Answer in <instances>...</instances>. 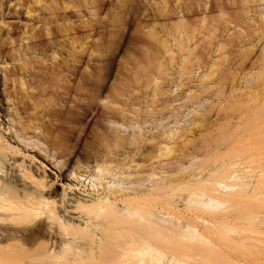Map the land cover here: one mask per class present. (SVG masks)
<instances>
[{"label": "bare ground", "instance_id": "obj_1", "mask_svg": "<svg viewBox=\"0 0 264 264\" xmlns=\"http://www.w3.org/2000/svg\"><path fill=\"white\" fill-rule=\"evenodd\" d=\"M261 1L226 0L238 6L237 14L252 16L247 21L257 27L254 32L264 31V18L254 9ZM224 3L0 0V264H264V217L251 209L264 199V77L259 79L264 69L258 70L259 77L250 74L241 79L248 84L255 78L259 83L237 90L228 83L230 70L223 73L220 68L226 64L221 43L216 51L207 52L211 59L220 51L221 57L216 56L222 59L208 58L206 64L193 58V48L183 44L184 36L194 35V30L188 33L185 17L198 10L203 13L207 4L223 14ZM139 16L150 21L146 34L162 50L154 49L135 64L134 83L152 87V97L160 93L161 62L170 54L171 63L175 53L153 32L158 24L155 31L160 28L171 38L177 33L183 42L175 38L177 34L172 38L180 43L174 45L181 54L179 77L194 79L195 72L202 70L197 85L213 90L217 103L192 115L198 138H192L195 133L186 137L188 128L163 130L156 142L146 137L138 141L133 133L132 140L123 143L117 136L86 157L88 152L82 165L84 159L74 154L76 143L71 144V134L64 136V127L73 125L70 116L76 101H107L99 90L103 78L96 72L107 65L93 66L89 48L97 45L94 39L101 29L123 32L130 22L142 23ZM235 16L240 19L237 23L242 21L243 16ZM247 39L233 45H248L239 50V62L247 61V55L263 45L262 57L256 61L264 63L262 37L256 42L259 45ZM84 54L90 56L87 63H82ZM256 61L250 65H257ZM189 95L191 100L197 98L191 91ZM110 103L107 123H121L125 129H138L153 115V110L144 116L126 113L115 97ZM222 110L225 122L217 118ZM68 129L72 133V127ZM213 130L218 134L211 138ZM176 134L184 138L177 152L189 146L190 153L176 155L167 141ZM187 138L192 143L185 142ZM197 139L203 146L196 144ZM127 145L131 146L128 152L115 151ZM28 148H37L59 167ZM63 167L67 176L60 174ZM60 177L66 185L58 193Z\"/></svg>", "mask_w": 264, "mask_h": 264}, {"label": "rangeland", "instance_id": "obj_2", "mask_svg": "<svg viewBox=\"0 0 264 264\" xmlns=\"http://www.w3.org/2000/svg\"><path fill=\"white\" fill-rule=\"evenodd\" d=\"M168 1H169V3H174V0H168ZM208 1L210 4H213L214 1H217V0H208ZM224 4H225V7H224L223 14L216 11L209 4H207V7H206V9H204L203 13L198 10L194 14H188L184 20L187 23V25L189 24L188 25L189 26V32L188 31L187 32L190 33L194 30L193 31L194 35L189 34L188 36H184V34H183L184 37H187L189 39V40H186L187 38H185V40H184V38H183L184 43L180 40V36L178 37L177 33H175V34L171 33V34H172L173 39H174L173 36H175L177 34V37H175V38L177 40H180V43L181 42L183 44L186 43L191 49L193 48L194 55H196V56H194L193 52H192V55H193L192 57L193 58L197 57L196 59L199 58L202 62L206 61V62H204L205 64L207 62H210L212 59H214L216 57H217L218 61H220L222 59V58H220L221 57L220 51L217 54L216 53L212 54V56L214 55V57H212L211 59L209 58L210 56L208 54L209 51H212V52H213V50L216 51V49H217L216 46H218L221 43L222 45L220 44V46H222V47L224 46L225 47L224 49L226 50V51L223 49H222L223 51L221 50V53L224 52V53H222V56L224 54L223 59L226 57L225 60H222V61H224V63H226V64H223V62L221 61L223 64L222 65L223 67L220 66V68L223 70V73H227V71L230 70V71H228L229 73H231V75H229L230 80L228 82L230 85H236L237 90L238 89L244 90L245 88L247 89L248 86H250L251 84L253 86V84H255V82L259 83L258 79H255V78H254V80H251L250 82H248V84H246V82L242 81L241 79L244 76H248L250 74H254V76L255 75L258 76V70L264 69L262 67L264 63H262V64L260 63L258 65L257 63H259V62L256 61L258 58H260L259 57L260 55L262 57V53L260 51L261 50L260 48L263 45L259 46V48H258V46H256L257 48L255 47L256 49L254 48L255 50L251 51L249 53L250 57H248V55H247L248 58L247 57L245 58L247 60L245 62H244V58L240 62H239V60L241 58L239 60L237 59V58H239V55H242L241 52H240L241 54L238 53L239 50H241V49L243 50L245 46L243 48H241L240 45L236 46V47H240L239 49H237L233 45L235 42L239 43L240 39H243V40L247 39V37H245L246 35H249L248 39H251L253 44L256 43L260 37H262V39H263L262 41L260 39V41L263 42L264 41V38H263L264 37V31L261 32V29H255L257 31L254 32L253 28H257V27H253L251 24H249V21H247L248 19H250L252 17L250 14H248V16L244 15L242 13L237 14V12L239 13V10L236 11L235 8H238V6L234 7L235 5H231V4H229V2L227 3L226 0H225ZM238 5H240V4L238 3ZM258 5H259V8L257 7L254 9L255 10L259 9L262 17L264 18V0L259 2ZM104 14L105 13H102L101 16H104ZM235 15H240V17L244 15L243 18H241L242 21H239L240 19L238 18V16H235ZM234 17L236 19H234ZM105 19H107V17H105ZM142 19L143 18H141L140 20L143 21L144 19L143 20ZM237 19H239L238 23H237V21H235ZM174 21H177V20L174 19ZM137 22L138 21H136V23ZM244 22H246V23H244ZM136 23L135 22L128 23V25H126V27L124 28L125 31L123 29V32L120 31L122 29H120L118 32H115L116 30L114 29L113 30L114 33L112 31L110 32L109 30H111V29H109V28H107L106 30L101 29V31L99 32V35L96 37V39H94V41L95 40L97 41V42L95 41L97 44L95 46L96 49L93 47V49L89 48L90 51H88V53L92 52L91 54L93 56L92 55H91V57L89 56L90 58L86 57L85 54L83 56L82 55L80 56L82 59L85 57L83 60L81 59L82 63H87L88 61H86V59L89 58V60H91L93 62V64H94L93 66H99V64L107 65V66L102 67V69H96V72L101 76V78H103L101 81L99 90H100L102 97H107L106 103L105 102L96 103L95 101H92L89 104H84V103H82V100L76 101V103H75L76 109L74 110V113L72 115L70 114L71 115L70 118L73 119V123H72L73 125H70L72 127V129L70 126L64 127V129L66 130L65 131L66 133H63L64 136L67 137L68 134H71L70 135V142L72 141L74 144L76 143V145H75L76 149H74V154L79 158V160L84 159L83 160L84 162L82 160H80L83 163L82 165H85L86 157L91 152H93L94 150H97V151L102 150L106 146V141H111L114 138H117V136L121 139V141L123 143L125 141L130 142L132 140L133 133H135V135H137L136 139L138 141L142 140L143 137L144 138L146 137L149 139L153 138L154 141L156 142V141L162 139L163 130H166L169 128H174L176 130H180V129L185 130L188 128V130H186L185 135H188L186 137H188L190 139V137L195 136L197 131H198L196 128L192 127V125L194 123V120L192 119L193 118L192 115L193 114L195 115V112L196 113L204 112V109H208L207 107H210V105L217 103L218 99L216 97H213V93H214L213 90H207L206 91V85H202V86L197 85V81H196L197 79L196 78H198L199 72L201 73L202 70L195 72V78L194 79H192L191 77L189 78L187 76L179 77V75L177 74L178 70H179L177 63L179 60V56L181 54L178 52H175V51H177V48H175L174 45H177V43L178 44H180V43L177 42V40H175V42H177V43L173 42L171 35L165 34V32L164 33L159 32L160 28L156 29L157 31H155V28L159 27L158 24L156 25L157 27L155 26V28H153V32L158 33L157 38L160 37L159 39L162 40L163 43H165V46L167 48L168 47L171 48V50L175 53V55H173L174 57H173V60L171 61V63H170V57H172V55L166 54L165 59H164V55H163L164 60L162 59L163 62H161V64H163L162 69H163L164 73L162 72L163 76L160 75L162 78L157 79V87L160 89V93L158 96L152 97V90H151L152 87H145L144 85H142L140 83L135 84L134 80H132L133 71H134L133 68H134L135 64L137 62L144 61L147 58V56H150V54L154 52V49L156 51L162 50L161 45L160 44L157 45L158 43L156 44L153 41V39H151V37L147 36V34H146L147 32L149 33V31L151 30L149 28V27H151L150 21H143L142 23L138 22V26ZM240 23L242 25L244 23L243 26H245L247 24L246 27H244L245 29L242 28ZM144 24L145 25L147 24V25L145 26ZM248 24L251 26V28H249ZM139 25H141V27ZM187 25H186V27H187ZM234 26H236V27L234 28ZM237 26H240L242 29H239L240 27H237ZM190 29H192V30H190ZM102 30H103V32H102ZM244 30H246L245 31L246 33L244 32ZM160 31H162V30H160ZM261 33H263V35ZM190 35H191V40H190ZM242 35H244V37ZM240 36H242V37L240 38ZM79 38H81V36ZM248 39L246 41H250ZM79 40L81 41V39H79ZM228 41L230 42L229 45L231 43L232 44H231V47H229V45H228V48H227ZM98 44H100L101 46ZM186 44L184 46L187 48L188 46ZM257 45H259V44H257ZM232 46L234 47V49L232 48ZM246 47H248V45H246ZM214 48H216V49H214ZM201 52H202L203 56H202ZM176 53H178V54H176ZM182 54H184V53H182ZM237 54H239L238 57H237ZM216 55H219L220 57H218ZM198 56H200V57H198ZM208 58L210 61L207 60ZM195 60H194V62H196ZM254 60L256 61L255 64H257V65L251 66L250 64L252 62H255ZM233 61L234 62L237 61L238 64H237V62L234 63ZM175 62H176V64H175ZM218 63L220 64V62H218ZM239 63L242 64V66L239 65ZM232 64H234V65L232 66ZM206 67H208V66H205V69H206ZM203 69H204V67H203ZM262 74H264V72ZM259 75H261V74H259ZM257 76H256V78H257ZM261 76H262V78H261ZM261 76L259 79L263 80L264 75H261ZM208 83H206V84H208ZM190 91L197 96L196 99H193V100L190 99V95H189ZM234 93H238V92H234ZM227 94H228V92L226 93V96H227ZM114 97L119 101L118 107H121L122 110L125 111L126 113L133 112V113H138V114L144 116L146 113L153 110L152 118H146L149 122L147 124L142 125V127H138V129H125V127L121 126V123H111V124L107 123L106 118L109 115H105V114L111 113L109 111V109L107 108V106L113 105L110 103V99L112 101L114 99ZM221 98L223 100L224 96H222ZM220 112L221 113L218 114V116H220V117H217V118H218V120H220V122H225L224 120L221 119L224 111L222 110ZM67 115H69V113L68 114L65 113V117L68 118L69 116H67ZM197 115L198 114H196V116ZM214 115L216 117V114H214ZM212 117L215 118L214 116H211V118ZM110 118L112 120L113 118H116V117H110ZM191 127L193 129H191V131H189V129ZM216 127L218 128V126H216ZM67 128L71 129L70 132H72V133H68ZM213 128H215V127H213ZM217 128H215V129H217ZM194 129H195V131H194ZM187 131H189V132H187ZM214 131L215 130H213V132L211 131L212 133H214V135L211 133L212 134V135H210L211 138H212V136L214 137L216 134H218V132H216V131L214 132ZM225 131H227V129H225ZM194 133H195V135H194ZM210 136L207 135V138H209ZM188 138L185 139V142H187V140H188V142L192 141V140H189ZM192 138H198V137L196 135V137H192ZM211 138H209V140ZM73 139L76 142L73 141ZM183 139L184 138L181 137V134H176L172 140H167L174 147V151L176 149V151H175L176 155H178L180 153H183V154L184 153L185 154L190 153V151H191V150H189L191 148H189V146H188L189 143H188L187 149H185V147H184V149H182L181 152H177V150L180 149V145H181V142ZM206 141H208V140L206 139ZM72 142H71V144H72ZM200 142L201 141L198 142V139H197L196 144L200 143ZM190 143H192V142H190ZM208 143H206V145ZM199 145L203 146V142H201V144H199ZM147 146L149 147V146H151V144L148 143ZM130 149H131V146L127 145V149L122 150L121 148H119V149H116L115 151L116 152L117 151L118 152H120V151L121 152H124V151L128 152ZM28 151L30 153L39 152L46 159L47 164L52 163V164L56 165V163L54 162V159L48 157L43 152L39 151L37 148H34L33 150L28 148ZM85 155H86V157H85ZM123 157L122 156L119 158L115 157V158H113V160L122 159ZM140 158L141 157H139V158L135 157L134 160L138 161ZM186 163L187 162L184 163L185 166L187 165ZM56 166L59 167V165H56ZM90 166H91V164H90ZM133 166H135V165L133 164ZM133 166H131V168H133ZM157 167L159 169L160 166H157ZM48 168L51 169V167H48ZM130 172H131V170H130ZM60 174L62 176H67L68 170L66 169V167L61 168ZM58 181H59V184H58L59 186L57 187L56 191L59 193V192H61L62 188L64 187L63 184L66 185V180L65 179L63 180L60 177V179ZM256 203L254 206L251 207V209H253V211L256 212L255 215L258 214L257 216H259L260 218H263L264 217V199L258 201L257 204Z\"/></svg>", "mask_w": 264, "mask_h": 264}]
</instances>
